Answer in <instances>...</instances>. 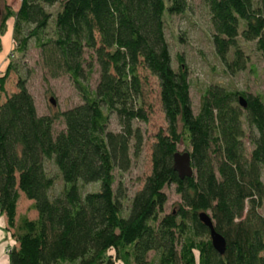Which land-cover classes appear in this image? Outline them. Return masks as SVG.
Here are the masks:
<instances>
[{
    "label": "trees",
    "instance_id": "1",
    "mask_svg": "<svg viewBox=\"0 0 264 264\" xmlns=\"http://www.w3.org/2000/svg\"><path fill=\"white\" fill-rule=\"evenodd\" d=\"M206 2L213 45L228 69L246 65L238 34L255 40L264 56V0ZM186 6L187 0L0 5V34L14 18L9 57L34 38L47 74H68L83 100L39 114L25 78L18 76L10 91L5 86L11 59L0 74V211L16 241L9 264H264V97L209 84L194 110L187 64L178 54L173 66L163 19L166 9L179 13ZM95 65L99 78L91 88ZM140 67L157 78L167 126L152 143L149 175L128 196L121 180L114 186L115 170H128L144 144L136 124L148 120ZM111 115L118 130L109 128ZM58 117L65 127L54 132ZM180 141L190 147L194 172L183 178L173 169ZM47 162L61 178L57 192ZM98 180V190L84 192L83 185ZM168 184H175L181 201L165 211ZM22 196L33 215L18 213ZM200 211L225 237L223 254Z\"/></svg>",
    "mask_w": 264,
    "mask_h": 264
},
{
    "label": "rangeland",
    "instance_id": "2",
    "mask_svg": "<svg viewBox=\"0 0 264 264\" xmlns=\"http://www.w3.org/2000/svg\"><path fill=\"white\" fill-rule=\"evenodd\" d=\"M19 0H0V5L17 6ZM258 2V0H255ZM59 3L49 7L54 12ZM187 8L179 13L164 11L166 39L171 49L173 57V66L178 67V54H182L184 62L187 64L190 89L189 95L194 110L198 108L201 93L209 84L221 83L232 89H239L247 93L262 95L264 97V56L260 49L256 48L255 40H245L238 34L237 44L243 49L246 65L243 69L231 71L225 63L219 58L213 45V28L211 27L209 6L206 0H187ZM46 35L53 33L52 22L48 23ZM243 20L240 21L239 30L243 28ZM228 58L233 57V48H229ZM12 61L10 76L5 85L8 91L15 88L18 76L25 78L26 86L31 91L34 102H36L37 113L56 114L63 109L72 107L81 103L82 96L75 81L68 74L64 73L58 77L49 76L40 57V48L36 46L35 39L31 38L24 52L16 51L9 57ZM96 66V65H95ZM140 75L144 81L145 108L148 113L147 121H140L136 124L144 132V144L141 154L138 157H131V166L128 170L119 172L115 170L116 186L121 180V185L125 188L128 196H132L135 190L142 186L147 175H149L151 163V147L155 136L160 131H166L167 120L164 116L163 107L160 104L158 96L159 85L157 78L143 67L139 69ZM98 66L90 75L88 84L94 88L98 80ZM2 94V93H1ZM3 96V95H1ZM53 99L54 102L50 101ZM109 128L118 130L119 124L114 115L109 119ZM54 132H58L65 127L61 118L54 120ZM246 130L248 128L246 126ZM248 141L247 138H245ZM247 147L250 149L249 143ZM189 145L184 141L177 144V150L183 152L189 149ZM46 167L49 172L56 175L54 189L59 191L62 185L59 178L57 167L52 162H47ZM264 180V173L262 176ZM100 181H92L83 185L85 191H95L99 189ZM164 192L168 195L165 211L171 210L178 202L181 196L175 190V184H168L164 187ZM18 213L28 212L33 215L35 212L30 210V201L23 197L19 200ZM264 213V209H262ZM264 253V252H263Z\"/></svg>",
    "mask_w": 264,
    "mask_h": 264
},
{
    "label": "crops",
    "instance_id": "3",
    "mask_svg": "<svg viewBox=\"0 0 264 264\" xmlns=\"http://www.w3.org/2000/svg\"><path fill=\"white\" fill-rule=\"evenodd\" d=\"M13 24L14 18H8L6 20V28L3 33L0 34V74L5 71V67L10 60L9 54L14 49V39L12 37ZM15 242V238L11 235L8 225L6 224V216L0 211V264H9L10 257L8 253Z\"/></svg>",
    "mask_w": 264,
    "mask_h": 264
},
{
    "label": "water",
    "instance_id": "4",
    "mask_svg": "<svg viewBox=\"0 0 264 264\" xmlns=\"http://www.w3.org/2000/svg\"><path fill=\"white\" fill-rule=\"evenodd\" d=\"M50 101L54 102L51 98ZM239 102L246 106V102L243 96H240ZM173 169L179 174L181 178L186 176H191L194 174L192 161L190 157V152L185 150L183 152L176 151L173 155ZM198 216L203 221V223L209 227V235L212 241L214 248H216L221 254L225 251V244L226 240L219 232L216 231L215 227L213 226V221L211 215H209L205 211H200Z\"/></svg>",
    "mask_w": 264,
    "mask_h": 264
}]
</instances>
